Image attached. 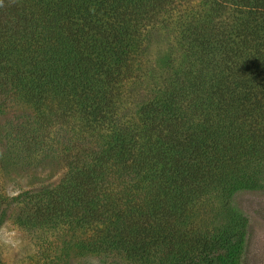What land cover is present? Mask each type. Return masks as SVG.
I'll use <instances>...</instances> for the list:
<instances>
[{
  "label": "trees",
  "instance_id": "obj_1",
  "mask_svg": "<svg viewBox=\"0 0 264 264\" xmlns=\"http://www.w3.org/2000/svg\"><path fill=\"white\" fill-rule=\"evenodd\" d=\"M14 113L0 185L5 162L66 171L15 203L42 264H249L234 197L264 190V0H0Z\"/></svg>",
  "mask_w": 264,
  "mask_h": 264
},
{
  "label": "rangeland",
  "instance_id": "obj_2",
  "mask_svg": "<svg viewBox=\"0 0 264 264\" xmlns=\"http://www.w3.org/2000/svg\"><path fill=\"white\" fill-rule=\"evenodd\" d=\"M177 43V36L168 30L156 35L149 48V56L159 62ZM19 119L17 113L6 114L0 121V130L8 128ZM4 169V170H3ZM65 169L56 161H46L38 167L26 169L5 162L1 170L0 194L6 199L5 216L0 219V257L5 264H42L41 239L24 230L16 223V200L44 188H54L65 176ZM235 208L249 219V233L244 253L249 264H264V190L242 192L234 197ZM207 220V219H206ZM247 252V253H246ZM246 258V257H245ZM72 262L61 260L62 264H109L97 256H73Z\"/></svg>",
  "mask_w": 264,
  "mask_h": 264
}]
</instances>
